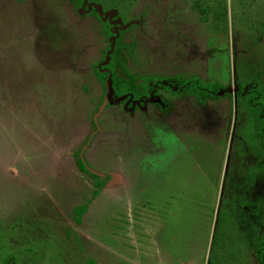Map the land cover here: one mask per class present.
Instances as JSON below:
<instances>
[{
    "label": "rangeland",
    "instance_id": "1",
    "mask_svg": "<svg viewBox=\"0 0 264 264\" xmlns=\"http://www.w3.org/2000/svg\"><path fill=\"white\" fill-rule=\"evenodd\" d=\"M107 21L169 88L145 111L96 77ZM258 91L264 0H0V264H261Z\"/></svg>",
    "mask_w": 264,
    "mask_h": 264
},
{
    "label": "trees",
    "instance_id": "2",
    "mask_svg": "<svg viewBox=\"0 0 264 264\" xmlns=\"http://www.w3.org/2000/svg\"><path fill=\"white\" fill-rule=\"evenodd\" d=\"M77 1L78 5L81 4H91L95 0H72ZM96 10V8L94 7ZM97 18L103 21V18L100 17L99 13H97ZM103 23V22H102ZM106 26V40L108 41L107 49L103 53V61L106 60V64L101 65V69H96V77L98 80L101 81V84L105 90L111 89L113 96L115 98H134L135 100L141 99H148L151 95V86L146 78L140 76L139 74H134L129 70L128 63H129V52L127 50L126 43H124V34L125 30H123L122 26H119L120 31L116 34L109 24V21L104 22ZM187 85V86H186ZM181 87L187 88L190 87L189 84L183 82ZM221 86L220 85H213L211 88L209 86L204 87L201 83H198V88L196 92L193 94L197 95L200 101L204 102L206 99L210 100H217L220 96ZM262 93L260 91L253 92L250 94L252 99L257 100L256 96H260ZM263 94L261 95V99H263ZM252 103V102H250ZM254 105V104H253ZM257 106V105H256ZM264 114L260 115L259 119L261 123L264 125ZM80 150L75 152L76 156V163L79 170L89 175L94 183L95 190L93 192L92 200L96 199L101 191L106 187L108 182L110 181V177H101L99 175L94 174L89 169V165L81 158ZM92 201L85 203L84 205L77 206L75 208V213L77 217L75 221L77 224L82 222V217L88 212L89 205ZM258 259L260 260L261 264H264V243L261 244L257 253ZM5 264H13L12 261H7Z\"/></svg>",
    "mask_w": 264,
    "mask_h": 264
},
{
    "label": "flooded vegetation",
    "instance_id": "3",
    "mask_svg": "<svg viewBox=\"0 0 264 264\" xmlns=\"http://www.w3.org/2000/svg\"><path fill=\"white\" fill-rule=\"evenodd\" d=\"M104 17V16H103ZM128 67H129V64H128ZM184 82V81H183ZM181 82L180 85H179V89H182V90H186L185 88L181 87V84L183 83ZM150 84V83H149ZM188 84V83H187ZM151 86V95H150V98L148 99H141V100H135L134 98H125L127 101H131V103L129 102V104L127 106H130L129 108L132 107V112L131 113H136V112H140V111H145L146 109L144 108L146 105V102L150 101V99L152 98V95L155 94L157 92V89L158 88H162V89H166L168 90L169 88L168 87H165V86H161L160 84V81H157V83H154V84H150ZM225 89V88H224ZM245 92V91H244ZM246 94V93H245ZM115 98V97H114ZM118 99V98H116ZM128 108V109H129Z\"/></svg>",
    "mask_w": 264,
    "mask_h": 264
},
{
    "label": "water",
    "instance_id": "4",
    "mask_svg": "<svg viewBox=\"0 0 264 264\" xmlns=\"http://www.w3.org/2000/svg\"><path fill=\"white\" fill-rule=\"evenodd\" d=\"M220 94V93H219Z\"/></svg>",
    "mask_w": 264,
    "mask_h": 264
}]
</instances>
